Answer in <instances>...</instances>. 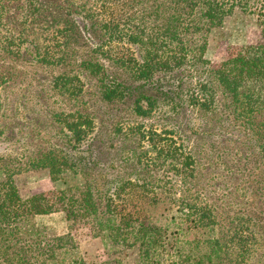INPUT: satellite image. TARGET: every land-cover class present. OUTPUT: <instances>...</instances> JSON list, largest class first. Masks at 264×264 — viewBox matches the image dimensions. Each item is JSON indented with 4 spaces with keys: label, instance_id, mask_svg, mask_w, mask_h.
Instances as JSON below:
<instances>
[{
    "label": "trees",
    "instance_id": "trees-1",
    "mask_svg": "<svg viewBox=\"0 0 264 264\" xmlns=\"http://www.w3.org/2000/svg\"><path fill=\"white\" fill-rule=\"evenodd\" d=\"M9 1L0 2L3 28L9 23L5 17ZM15 1L23 11L22 23L36 22L37 12L41 13L38 0ZM71 12L99 30L95 48L100 59L91 54L81 58L77 67L97 77L100 98L111 103L131 99L132 110L142 116L161 103L194 105L204 117L217 111L226 115L228 125H219L212 134L226 136L233 126L244 137L245 148L248 142L257 147L252 165L258 170L253 199L260 205H253L255 215L242 207L237 212L229 207L219 211L209 196L199 199L181 193L176 213L143 212L139 201L148 198L156 209L159 205L154 196L168 191H156L137 178L130 179L127 186L122 176L107 179L95 173L97 163L92 155L88 157V151L79 148L92 130V120L83 105H75L64 109L59 118L64 119L63 153L47 149L26 160L0 153V264H89L73 234L74 227L81 224H91L106 248H136L140 264H159L157 258L162 254L168 256L169 264H264V0H72L64 10V68L72 65L73 44L79 33ZM235 12L254 17L262 40L231 46L227 57L212 65L205 57L209 34ZM19 35L5 37L2 48L13 52L11 45ZM114 42L132 45L135 52L114 53L105 48ZM48 56L43 55L42 60ZM57 58L59 63L63 57ZM110 62L117 71L107 69ZM68 70L57 75L53 85L76 98L82 80ZM2 130L4 127L0 133ZM149 133L153 141L154 133ZM158 151L173 160L180 158L184 168L191 166L190 157H183L172 141L164 142ZM236 154L237 160H245ZM248 162L246 158L238 169L242 171ZM26 165L48 168L51 179H62L64 187L52 195L37 193L23 198L15 175ZM215 177L210 185L220 184L218 174ZM227 190L230 203L233 196L248 193L238 185L233 192ZM148 191L153 192L152 197L146 195ZM56 211L65 214L67 230L63 234L35 221L37 215Z\"/></svg>",
    "mask_w": 264,
    "mask_h": 264
},
{
    "label": "rangeland",
    "instance_id": "rangeland-1",
    "mask_svg": "<svg viewBox=\"0 0 264 264\" xmlns=\"http://www.w3.org/2000/svg\"><path fill=\"white\" fill-rule=\"evenodd\" d=\"M8 1L0 0L3 3ZM70 1L38 0L41 13L38 15L37 12L36 22L28 21L26 24L21 22L23 11L16 7V1L11 0L9 10L5 11L9 23L6 28L0 27V128L4 127L0 133V153L23 157L22 160L47 149L63 153L64 119L59 120L60 115H63L64 109L83 105L91 117L92 130L81 141L79 148L87 150L88 157L92 155L97 163L95 173H101L107 179L122 176L125 184L137 178L140 183H150L156 191H168L157 192L158 195L154 196L158 200L156 205H159L156 209L152 207V202H147L148 198L139 201L143 212L176 213L177 196L185 193L199 199L209 196L218 205L219 211L229 207L237 212L242 207L255 215L257 210L253 205H260V201L253 199L258 170L253 169L252 165L258 150L249 142L245 148L242 144L244 137L233 126L228 128L226 136L212 134L219 125H228L230 119L226 115L220 116L217 111V114L204 117L194 105L161 103L142 116L132 110L131 99L115 103L102 100L97 77L85 74L81 67H77L81 58L91 54L92 57L98 56L95 47H98L100 33L90 27L91 21L83 22L77 12L70 15L76 20L79 30L73 44L72 65L64 68V10ZM9 34L19 35L11 45L13 52L2 48L5 37H11ZM261 40V28L254 17L235 12L224 19L222 27L211 31L205 57L212 65H219L227 57L231 46ZM105 48L113 49L114 53L135 52L134 46L125 43L114 42ZM43 55H49L48 59L42 60ZM61 55L62 61L57 63V56ZM64 69L75 72L82 80V91L76 98L68 97L64 90L53 85V79L57 75H64ZM107 69L111 73L117 71L112 62ZM170 80V83L177 84ZM217 106L220 108L222 105ZM164 130L169 132L165 133ZM150 131L155 136L153 141L149 137ZM171 141L180 147L183 157H190L191 166L184 168L180 158L173 160L159 153L158 147ZM236 153L242 154L245 160H237ZM246 158L249 162L241 171L238 168L246 162ZM22 167L24 169L15 175V180L23 198L37 193L52 195L64 187L62 179H51L48 168ZM216 174L220 184L210 185L216 181ZM237 185L242 186L243 191L248 190V193L233 196L234 200L230 203L225 196L227 189L233 192ZM152 193L148 191L146 195L152 197ZM35 221L58 234L67 230L62 211L37 215ZM73 234L89 264H140L136 248L104 247L91 224L77 225ZM167 258L162 254L157 259L159 264H169ZM249 264L256 263L253 261Z\"/></svg>",
    "mask_w": 264,
    "mask_h": 264
}]
</instances>
